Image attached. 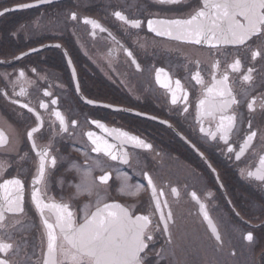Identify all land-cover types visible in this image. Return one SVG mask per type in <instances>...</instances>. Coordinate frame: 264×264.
Returning <instances> with one entry per match:
<instances>
[{
  "label": "flooded vegetation",
  "instance_id": "obj_1",
  "mask_svg": "<svg viewBox=\"0 0 264 264\" xmlns=\"http://www.w3.org/2000/svg\"><path fill=\"white\" fill-rule=\"evenodd\" d=\"M19 3L34 5L21 11L20 23L12 25L11 13L0 17V129L9 140L0 148V161L8 165L0 182L18 176L25 185V213L16 218L8 214L7 227L0 230V238L16 248V253H9L8 258L14 264H37L41 248L46 250L44 228L30 200L39 157L38 149H32L27 132L39 125L38 112L43 126L34 133V138L41 146L51 141L50 155L57 160L55 166L46 165L47 197L57 202L63 198L78 216L82 215L84 203L94 197L71 199L76 190L74 185L81 182L73 164L81 171L91 166L96 190L108 202L130 206L134 214H148L154 211L147 180L142 175L148 172L158 190H163L161 201L168 202L163 211L172 212L169 222L172 240L167 242L169 233L154 234V243L150 245L153 254L149 257L152 264H264V182L241 175L242 169L255 170L259 157L264 155V109L260 108L264 97V59L253 60L251 49L243 46L221 45L211 49L206 44L192 45L157 37L148 30L146 20L157 18L155 13H160L162 18L179 16L180 12L163 8L154 0H59L45 5H38L37 0H20ZM189 3L195 6V0ZM12 5L16 4L0 0V11ZM115 11L144 23L139 29L132 28L119 21L113 15ZM73 12L76 20L71 19ZM85 17L97 20L107 31L96 29L93 36L91 25L83 22ZM124 49L133 56L129 57ZM235 58L241 60L242 66L239 72L233 73L228 65ZM196 60L200 61L198 66L189 62ZM214 60L220 61L217 78L224 70L228 71L239 102L232 109L237 124L227 145L219 133L213 140L199 131L197 104L202 92L192 75L199 70L208 83ZM249 67L254 69L251 84L242 81ZM161 68L173 81L180 80L188 92L187 112L182 110L181 101L172 104L171 93L157 82L156 70ZM20 71L25 73L24 78L19 77ZM164 79L162 73L161 80ZM22 87L26 95L19 96L17 93ZM253 97L256 98L254 112L247 108ZM52 100L57 103L52 104ZM88 100L95 103L89 104ZM25 103L35 111L23 108ZM41 103L48 108L40 107ZM105 104L113 107L106 108ZM55 111L68 122L67 132L62 130L53 114ZM97 119L109 127L139 136L152 149L126 145L125 150L130 154L128 164L92 152L86 132L102 134L91 123ZM249 121L257 137L237 160L235 153L227 152V147L231 145L239 150ZM202 124L206 130H216L215 122L209 123L207 118ZM108 139L111 141V137ZM25 153L27 158L21 160ZM96 160L100 161V167H95ZM105 173L110 174L107 185L98 180ZM124 173L130 177L129 184H143L145 191L138 196L121 195L119 188ZM172 188L177 189L178 196L172 193ZM192 192L206 206L222 243L212 235ZM158 217L157 212L153 221ZM253 229L256 243L250 244L244 236ZM161 249L162 255L155 256Z\"/></svg>",
  "mask_w": 264,
  "mask_h": 264
},
{
  "label": "snow or ice",
  "instance_id": "obj_2",
  "mask_svg": "<svg viewBox=\"0 0 264 264\" xmlns=\"http://www.w3.org/2000/svg\"><path fill=\"white\" fill-rule=\"evenodd\" d=\"M37 2L41 4L50 3L51 0H37ZM154 3L171 11L180 12L179 16L164 15L162 18L160 13H155L153 15L157 18L146 20L148 30L155 33L157 37H167L171 40L192 45L206 44L211 49H218L221 45L243 46L246 49H251L253 60H256L257 57L264 59V0H195V6L189 3V0H154ZM33 6L32 4L19 3L16 8L26 9ZM12 10L6 8L0 11V16ZM113 15L132 28L139 29L144 23L140 19H129L120 11H115ZM71 19H77L75 12L71 13ZM83 22L91 25L93 36L96 35V29L101 32L107 31L95 19L85 17ZM109 34L111 35V33ZM124 50L129 57L133 56L131 51ZM132 62L135 63V59ZM189 62L195 63L197 66L200 63L199 60ZM68 63H72L71 58H69ZM241 66V60L235 58L228 65V68L235 73L240 71ZM137 67L139 68V64H137ZM211 68L213 71L210 74L211 80L208 83L204 81L199 70L192 75V79L201 85L202 92V97L197 104L198 123L201 125L199 131L206 133L213 140L217 138V133H219L220 139L224 140L227 145L229 135L237 124V116L232 109L239 102L230 85L228 71L224 70L217 78L216 71L220 68V61L214 60ZM253 71L254 69L249 67L247 74L242 76V81L251 84ZM162 73L165 74L164 80H161ZM73 75H75L74 68ZM19 77L24 78L25 73L20 71ZM156 80L171 93L172 104L175 105L178 101H181L184 105L182 110L187 112L188 92L183 88L180 80L173 81L167 76L163 68L156 70ZM79 87V82H77V91H79ZM17 95H26V90L22 87ZM45 95H51V93L45 92ZM17 102L13 101V103ZM51 103L56 104L57 101L52 100ZM87 103L92 104L95 101L88 100ZM103 106L106 108L113 107L111 104ZM255 106L256 98L253 97L247 104V108L249 111L254 112L256 111ZM22 107L28 108L30 112L35 111L27 103L23 104ZM40 107L47 109L48 105L41 103ZM260 108L264 109V97H261ZM53 114L59 120L62 130L67 132L69 124L64 116L59 111H55ZM138 115L142 114L138 113ZM205 118L208 119L209 123L215 122V131L205 129L202 124ZM36 119L40 122L39 125L32 127L31 131L27 132V138L32 141V149H38L36 155L39 157L36 175L32 180L30 200L39 213L44 228L43 235L46 237V250L43 247L41 248V256L37 257V264H152L149 257L153 254L150 245L154 243V234L156 232L169 233L167 242L170 243L172 240L169 232L172 212L170 209L167 213L163 211V208L168 206V202L166 200L161 201L160 197L164 195L163 190H158L152 176L148 172L142 174L147 180L148 189L150 190V203L154 211H150L148 214H134L130 206H125L116 201L108 202L107 197L96 190L97 186L95 178L92 177L91 166L88 170L81 171L80 167L73 164V167L81 176V182L74 185L76 190L71 199H78L85 195L94 197V200L84 203L82 215L78 216L71 209L69 203L63 202V198L61 202H57L54 198L47 197L46 165L55 166L57 160L54 155H50L51 141L42 146L37 144L34 133H38L43 126V120L38 112L36 113ZM151 119H156V117H151ZM71 123L75 124L76 122L72 121ZM91 123L100 129L102 133L98 135L93 131L86 132L87 138L92 144V152L103 153L112 160L119 159L124 164H128L130 154L125 150L126 145L152 149L150 143L128 131L109 127L98 119L92 120ZM108 137H111V141ZM256 137L257 131L252 130L251 121H249L248 131L245 139L239 145V150L236 151L229 145L227 152L235 153V158L239 160L241 155L252 147V142ZM8 143V135L3 129H0V148ZM27 156L28 154L25 153L21 160L26 159ZM94 165L100 167V161H94ZM7 167L5 161H0V176L7 170ZM122 175L123 180L119 188L121 195L138 196L145 191L143 184H129L130 177L126 173ZM241 175L264 182V155L259 157L258 166L255 170L242 169ZM109 179V173L98 177V180L104 185H107ZM60 183L63 184V181H60ZM171 191L175 195H179L176 188H172ZM191 196L200 203L195 192H192ZM24 203L25 185L23 180L18 176L3 179L0 182V230L7 227L8 214H13V218H16L18 214L25 213ZM200 210L203 212L204 219L208 222L212 235L215 236L217 242L222 243L217 227L203 203H200ZM157 212L159 217L154 222L152 217ZM253 231L255 229L248 231L244 236V239L250 244L256 243ZM24 243L27 244L26 239ZM43 243L42 240V245ZM162 252L163 249L160 252H155L154 255L161 256ZM0 253H4V256L0 257V264H14L8 258L9 253H16L13 243L5 242L0 238Z\"/></svg>",
  "mask_w": 264,
  "mask_h": 264
},
{
  "label": "rangeland",
  "instance_id": "obj_3",
  "mask_svg": "<svg viewBox=\"0 0 264 264\" xmlns=\"http://www.w3.org/2000/svg\"><path fill=\"white\" fill-rule=\"evenodd\" d=\"M9 1H10V4H17L20 0H9ZM1 7H3V6H1ZM20 13H21V11L15 12V13H11V16H10L9 20L11 21L12 25H16V24L20 23V21H21V17H20L21 14ZM5 22H7V21H5Z\"/></svg>",
  "mask_w": 264,
  "mask_h": 264
},
{
  "label": "water",
  "instance_id": "obj_4",
  "mask_svg": "<svg viewBox=\"0 0 264 264\" xmlns=\"http://www.w3.org/2000/svg\"><path fill=\"white\" fill-rule=\"evenodd\" d=\"M51 1H59V0H51ZM42 4H45V3H42ZM8 9H13L12 11H8V12H13V11H19V10H21V9L16 8V6L15 7L8 8Z\"/></svg>",
  "mask_w": 264,
  "mask_h": 264
}]
</instances>
